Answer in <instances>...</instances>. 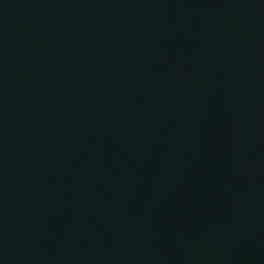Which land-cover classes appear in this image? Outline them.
Listing matches in <instances>:
<instances>
[{"label": "water", "instance_id": "obj_1", "mask_svg": "<svg viewBox=\"0 0 264 264\" xmlns=\"http://www.w3.org/2000/svg\"><path fill=\"white\" fill-rule=\"evenodd\" d=\"M0 264H264V0H0Z\"/></svg>", "mask_w": 264, "mask_h": 264}]
</instances>
